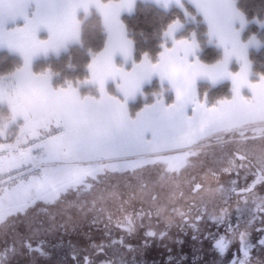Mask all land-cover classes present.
Returning a JSON list of instances; mask_svg holds the SVG:
<instances>
[{
	"label": "snow or ice",
	"instance_id": "1",
	"mask_svg": "<svg viewBox=\"0 0 264 264\" xmlns=\"http://www.w3.org/2000/svg\"><path fill=\"white\" fill-rule=\"evenodd\" d=\"M150 5L179 9L186 23L172 20L155 50H141L134 57V40L130 38L134 34L122 16ZM90 8L99 13L97 28L104 34V43L95 50L87 49L83 78L68 80L43 63L37 67L38 60L62 58L73 46L86 47L78 13ZM260 15V19L250 20L237 0H0V50L4 59L9 55L15 59L14 70L0 75V176L14 173L9 179L17 181L11 188L0 187V224L38 201L54 204L62 194L81 185L83 191L91 190L86 179H96L105 170L134 173L143 169L155 163L148 159L153 153H175L167 158L168 168L179 172L191 166L189 157L196 154L180 149L213 138L223 146L233 139H225L229 133L251 123H264V62L257 73L250 59L253 50L264 49V15ZM251 24H258L261 31L246 32ZM201 28L202 32L197 30ZM205 44L215 45L221 52L214 63L201 59ZM233 64L239 66L238 71L232 70ZM224 81L231 84L229 96L216 101L209 100L206 93L201 96L202 83ZM109 82L114 83L116 94L106 90ZM155 82L160 91L147 102L146 94ZM242 89L249 90L250 95L242 94ZM139 97H145L146 102L133 113L130 102ZM255 131L264 133V127ZM239 135L244 137V132ZM99 160L108 163H96ZM260 163L262 170L250 184L241 187L239 179L230 181L229 191L244 200V206L237 208V220L245 212L248 218L243 224L229 222L223 236H209L221 254L239 236L231 264H252L254 245L249 229L257 221L261 225L258 230L264 234V196L255 192L258 185H264V157ZM239 166L230 158L218 171L210 170V179L195 182L193 193L210 188L213 180ZM207 203L199 207L193 204L197 212L194 218L182 209L173 211L187 222L202 220L209 215ZM160 211L164 209L157 214ZM144 216L143 212L135 216L129 212L117 221V227L130 235ZM139 226L146 229V238L166 235L150 223ZM14 236V244L48 255L44 243L33 248L30 238L19 233ZM112 244L133 250L124 237L113 239ZM258 245L264 248V235ZM95 247L104 252L102 243ZM15 252V247H5V264L10 259L8 254ZM84 264L95 261L85 256ZM100 264L112 262L105 259Z\"/></svg>",
	"mask_w": 264,
	"mask_h": 264
},
{
	"label": "flooded vegetation",
	"instance_id": "2",
	"mask_svg": "<svg viewBox=\"0 0 264 264\" xmlns=\"http://www.w3.org/2000/svg\"><path fill=\"white\" fill-rule=\"evenodd\" d=\"M261 136L264 138V135ZM248 140L250 139L246 137L240 138V141L243 142ZM213 144L218 143L210 141L206 142L201 147L180 151L204 153L205 156L213 157L214 161H216L215 163L221 162V166H223V164L226 163L230 158L233 159L235 157V159L242 166L237 167L236 170L231 173V176L233 179H239L238 184L241 187H245L247 184H250L255 178V175L261 172V164H259L255 158L253 159V155H251L252 157H249V155L246 154L248 150L243 154L239 153L237 150L231 153L226 152V147H224L226 144L220 146L224 147L220 150L206 149L208 148L207 146H211ZM254 149L256 150L254 152H257V149ZM258 151L261 157H264V150L258 149ZM256 156H258L257 153ZM241 157H243V159H241ZM194 158L195 157H193V159ZM224 158L226 159L224 160ZM211 161L212 160H210V158L207 159L206 157V164L211 165ZM194 166L195 165H192L188 171H191V169L195 170ZM212 167H214L217 171L220 168H216L215 166ZM247 168H251L252 170L247 172ZM193 170L192 172L194 174L189 175V179L192 183L190 182V185H188L190 188H192V191L194 183H203L205 181L204 174L209 173L208 175H210V170L212 169L205 171H201L199 169L195 171ZM231 176L229 181H227L226 178H224L225 180L223 179V181L230 184V181L232 180ZM245 176H247L246 180L243 179ZM192 178H195V180L193 181ZM219 180H213L211 182L210 188H205L199 193L195 194L192 192L191 195L198 196L201 193L204 195L206 191H210L212 189V185L214 186L218 182V184L222 186V184H220L221 180ZM216 191L220 192L219 190ZM255 192L259 193L260 196H264V185H258L255 189ZM203 195H201V197L203 200H205ZM219 195L220 194L216 196ZM154 198H156V196H154ZM217 200L219 199H216L215 201ZM189 203L191 205L190 208H186V212H189L190 216L194 218L197 212L195 208H193V204H195L197 207H199V204H197L195 201H190ZM224 205L225 206H223L222 213L223 215H220V211L218 210L217 214L215 212H208L209 215L202 220L193 219L190 222L183 220L185 226L178 225L175 223V221H171L162 227H157V225L160 223L158 219H156L153 226L155 227L154 230L158 232H165L166 235L163 238H160L159 236L153 238L145 237L146 229L143 226L140 227L139 224L142 223L147 225L148 223L145 221L146 217H144L143 220L138 223L136 231L130 235H128L123 229L118 227H110L107 226V224H105L107 227L89 229V234H87L88 237L84 236L82 229L78 228L77 226L73 228L69 227L68 229L66 227L60 229L61 235L58 239H53L51 235H32V237H27L23 234H20L21 237L30 238L32 240L33 248L37 247L38 243H44L43 248L48 253L47 256H41L38 252L34 251L30 252L20 243L14 244L13 237L7 233L4 234L3 232L0 238V264H5V258L3 254L6 246L9 248L15 247L16 249L15 253L8 254L10 257L8 264H84L85 256H89L91 259H93L95 264H100V261L105 259L110 260L112 264H231L233 254L239 248V236H236L235 241L229 246L228 250L224 254H221L213 247L214 241L210 239L209 236L225 235V230L229 222H231L233 225L237 224L238 222L243 224L248 216L245 212L239 217V219L241 218L240 221L237 220V208L244 206V200L242 196H237L235 193H230L229 200ZM128 209L131 211L130 206ZM148 211L149 214H151L149 217L153 218V212L150 210ZM143 213L145 214V212ZM219 217H223V220H218L217 218ZM109 222L113 223V220L111 219ZM260 227L261 225L257 221L255 227L249 229V239L252 245H254L251 251L252 264H264V248L258 245L259 239L262 235H264L258 230ZM241 231H243V228H241ZM228 235L230 236L231 233L229 232ZM121 237H124L125 244L131 245L133 250L130 251L128 248L119 244H112L113 239L119 240ZM101 243L104 245L103 253L98 252L95 247L96 244L99 245ZM74 256L77 257V259H74Z\"/></svg>",
	"mask_w": 264,
	"mask_h": 264
},
{
	"label": "rangeland",
	"instance_id": "3",
	"mask_svg": "<svg viewBox=\"0 0 264 264\" xmlns=\"http://www.w3.org/2000/svg\"><path fill=\"white\" fill-rule=\"evenodd\" d=\"M91 14V8L87 12L81 10L78 13V25L80 29L82 20L89 18ZM41 35L43 36V34ZM164 99L168 100V96H165ZM240 131H243L244 135L247 136L256 132L255 128L245 126V128L239 130L236 135H239ZM229 136L232 135H226L225 139H228ZM210 141L214 142L213 140ZM229 143H233L234 145L232 148L227 147L225 149L226 152L231 153L237 150L239 153L243 154L248 150L246 154L249 155V157L253 155V159L255 158L258 163L261 164V155L258 153V156H256L257 152H254L256 150L252 143H245L240 141V139L231 140ZM220 146L219 144L211 145V147ZM195 153V155L189 157L191 166L195 165V170L199 169L205 171L215 169L212 166L218 168L222 165L221 162L215 163L216 161H214L211 156H205L204 153ZM174 154L175 153L169 152L151 155L148 159L154 160L155 163H150L143 169L136 170L134 173L130 171L119 173L105 170L104 174L98 175L96 179L88 177L86 183L92 185L91 190L83 191L84 185H81L80 188L75 191L70 190L68 193L62 194L61 198L54 204H45L42 201H38L25 212L18 216L9 217L6 223L0 224V238L4 232V234L7 233L11 235L13 239H15L14 235L17 233L27 237H32V235H51L53 239H58L61 235L60 229L65 227L68 229L69 227L73 228L75 226L82 229L83 235L87 236V234H89V229L107 226L117 227V221L122 219L123 215L131 212L135 216L137 211L145 212V221L152 226H154L156 219H158L160 223L157 227H162L171 221H175L178 225L185 226L184 221L176 216L173 210L179 208L186 211L187 207L190 208V201H195L199 205L202 202H208L206 205L208 212H215L217 214L218 210L220 211V215H223L225 200H229V195L231 193L229 191L231 185L224 182L223 179L226 178L227 181H229L231 174H222L219 176L221 181L218 180L222 186H220L218 182L216 185H212V191L209 189L210 191H206L204 195L201 193L198 196H192V188L188 185H190L191 182L189 175L194 174L192 172L193 169L188 171L191 166H187L179 172L175 170L170 171L167 158ZM193 157L195 158L193 159ZM206 157L212 160L211 165L206 164ZM225 159L226 158H224V160ZM233 159H235V157ZM96 163L104 164L108 162ZM236 163L240 165L237 160ZM247 169V172L252 170L251 168ZM208 174H204V180L210 179V175ZM221 188H223V190H221ZM215 192L220 195L216 196L218 194ZM201 195L204 196L205 200L202 199ZM257 195H259V193H257ZM154 196H156V198H154ZM216 199L219 200L215 201ZM249 203L251 204V202ZM129 206L131 211L128 209ZM161 208H163L164 211H160L159 214H157L158 210ZM148 210L153 212V218L149 217ZM111 219L113 223L109 222ZM105 224H107V226H105Z\"/></svg>",
	"mask_w": 264,
	"mask_h": 264
},
{
	"label": "trees",
	"instance_id": "4",
	"mask_svg": "<svg viewBox=\"0 0 264 264\" xmlns=\"http://www.w3.org/2000/svg\"><path fill=\"white\" fill-rule=\"evenodd\" d=\"M237 2L241 7V11H244L250 20L260 19V14L264 15V11H261V9L264 8V0H237ZM189 11L195 14L194 9H192L190 5ZM122 19L124 20L128 30L134 34L130 37L134 40L135 44L134 57L141 50H155L160 42L163 30L166 28L168 23L172 22V20L180 19L181 22H186V18L181 10H164L156 7L155 5H150L148 7L140 6L132 14L123 15ZM99 21L100 16L94 11H92L89 18L82 20L81 38L86 45L85 48L73 46L70 53L64 54L62 58L52 57L48 58L46 62L38 60L36 61V66L39 67L43 63L45 67L52 68L68 80L82 79L84 71L83 66L89 58L87 49L91 48L92 50H95L104 43V34L97 28ZM249 29L251 30L250 34L259 33L261 31L259 26L256 24H251L246 32L249 31ZM197 30L202 32L204 29L201 28ZM4 55V51L1 50L0 75L14 70L15 67V59L11 57V55H9L7 59H4ZM220 57L221 52L216 46L208 44L204 45L201 52V59L203 62L211 64ZM250 59L253 61L254 70L258 73L260 71V63L264 62V49L253 50ZM232 70L237 71L238 66L234 64L232 66ZM155 83L156 86L152 87L150 92L146 94L147 102H151L154 99V96L152 95L153 93L160 91L158 82ZM199 91L202 97L206 93L209 100L216 101L230 95L231 84L229 82H224L213 86L211 84L205 85L202 83ZM168 100L170 102L169 97ZM145 102V97L137 98L135 101L130 103V111L134 113L135 111L140 110V108L144 106Z\"/></svg>",
	"mask_w": 264,
	"mask_h": 264
},
{
	"label": "crops",
	"instance_id": "5",
	"mask_svg": "<svg viewBox=\"0 0 264 264\" xmlns=\"http://www.w3.org/2000/svg\"><path fill=\"white\" fill-rule=\"evenodd\" d=\"M91 10L92 11H94V12H96V13H98L96 10H95V8H91ZM99 14V13H98ZM126 14H128V13H125V14H123V15H126ZM132 14V13H131ZM123 17V16H122ZM256 20V19H255ZM183 23V22H182ZM256 25H258V24H256ZM250 26V25H249ZM259 26V25H258ZM247 30V29H246ZM213 46H215V45H213ZM255 50H259V49H255ZM135 54V44H134V53H133V55ZM234 65V64H233ZM232 65V66H233ZM238 70H239V66H238ZM237 70V71H238ZM224 82H228V81H224ZM224 82H222V83H224ZM230 83V82H229ZM221 84V83H220ZM217 85H219V84H217ZM213 86H216V85H213ZM106 90L109 92V94H116V90H115V85H114V83H112V82H109L107 85H106ZM242 94H244V95H250V92H249V90H247V89H242ZM133 102V101H132ZM131 103V102H130ZM129 107H130V105H129ZM246 126H249V127H251V128H261V127H264V123H262V122H255V123H251V124H249V125H246ZM240 130H242V129H240ZM239 131V130H238ZM238 131H236V132H233V133H229L228 135H232L231 137L233 138L232 140H235V139H240V138H242V137H240V135H236V133L238 132ZM261 135H264V133H257V132H254V133H252V134H250V136H247V135H244V137H246V138H248V139H250V140H248V141H246L247 143L249 142V143H252V145H254V148H256L257 149V154L259 153V151H258V149H262V150H264V138L261 136ZM236 137V138H235ZM254 138V139H253ZM210 140H213L214 142H216L215 141V139L213 138V139H209V140H206V141H201L199 144H197V145H193L191 148H198V147H201L202 145H204L206 142H210ZM227 140V139H226ZM245 142V143H246ZM234 144L233 143H227L224 147H228V148H232V146H233ZM208 148H206V149H217V150H220V149H222V148H224V147H211V146H207ZM190 148V149H191ZM180 150H188V148H184V149H180ZM159 153H169V152H157V153H153L152 155H154V154H159ZM96 162H108V161H106V160H99V161H96ZM87 164H83L82 166H86Z\"/></svg>",
	"mask_w": 264,
	"mask_h": 264
},
{
	"label": "built area",
	"instance_id": "6",
	"mask_svg": "<svg viewBox=\"0 0 264 264\" xmlns=\"http://www.w3.org/2000/svg\"><path fill=\"white\" fill-rule=\"evenodd\" d=\"M10 175H15L14 173L11 174H6L3 176H0V187H6V188H11L13 185L17 183L15 179H9Z\"/></svg>",
	"mask_w": 264,
	"mask_h": 264
}]
</instances>
